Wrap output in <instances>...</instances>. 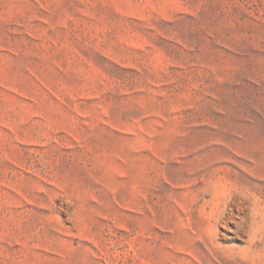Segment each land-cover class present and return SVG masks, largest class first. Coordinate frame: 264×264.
Here are the masks:
<instances>
[{
    "label": "rangeland",
    "instance_id": "obj_1",
    "mask_svg": "<svg viewBox=\"0 0 264 264\" xmlns=\"http://www.w3.org/2000/svg\"><path fill=\"white\" fill-rule=\"evenodd\" d=\"M0 264H264V0H0Z\"/></svg>",
    "mask_w": 264,
    "mask_h": 264
}]
</instances>
